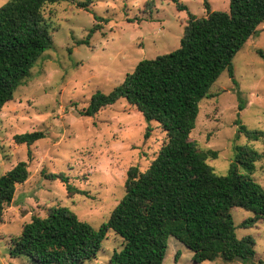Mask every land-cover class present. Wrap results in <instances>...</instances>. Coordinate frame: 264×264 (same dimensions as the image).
I'll return each instance as SVG.
<instances>
[{"label":"rangeland","instance_id":"obj_1","mask_svg":"<svg viewBox=\"0 0 264 264\" xmlns=\"http://www.w3.org/2000/svg\"><path fill=\"white\" fill-rule=\"evenodd\" d=\"M7 0H0V6ZM60 0L47 5L44 15L54 34L53 47L44 51L14 98L0 111V174L28 160L30 175L16 188L0 223V264H34L28 256L10 257L13 237L33 215L62 205L99 227L125 194L127 171L137 165L145 171L167 142L165 130L146 120L125 98L94 116L81 115L97 91L110 92L143 59L155 58L180 46L188 12L207 15L205 0ZM211 10L230 11V0H206ZM187 9H179L178 3ZM100 26L89 38L91 28ZM264 23L233 59L235 79L224 71L200 102L190 139L200 149L217 151L208 163L221 175L228 172L236 145H250L264 154V137L249 140L240 125L264 130ZM243 104L244 107L240 108ZM43 130L32 145L18 144L14 136ZM46 172H64L85 193L70 194L64 182ZM253 178L264 187V157ZM237 236L256 239L253 261H226L221 257L197 263L193 252L174 237L168 241L163 264H264V221L250 228L241 223L252 215L240 207L231 210ZM123 239L109 231L97 256L82 264H108Z\"/></svg>","mask_w":264,"mask_h":264},{"label":"trees","instance_id":"obj_2","mask_svg":"<svg viewBox=\"0 0 264 264\" xmlns=\"http://www.w3.org/2000/svg\"><path fill=\"white\" fill-rule=\"evenodd\" d=\"M60 0H7L0 6V111L14 98L45 50L53 47L54 34L44 15L47 5ZM92 0L79 6L89 10ZM199 17L188 12L180 46L155 58L140 60L124 80L105 93L97 90L81 115L94 116L121 98L135 106L146 120L157 121L168 140L145 171L137 165L127 171L125 194L99 227L82 220L70 208L52 205L45 215H33L11 240L10 257L28 256L34 264H82L97 256L109 231L123 239L108 264H163L168 241L174 237L192 250L197 263L250 262L256 256L252 234L238 237L231 210L252 213L242 223L250 228L264 221V187L253 178L264 154L250 145H236L225 175L208 163L214 150H203L190 139L203 98L227 71L233 81V59L264 23V0H230V11L211 10ZM179 9H187L177 4ZM100 26L94 25L88 38ZM264 60V51L258 49ZM244 105L241 104L240 108ZM249 140L264 137V130L240 125ZM43 130L14 136L18 144L32 145L45 137ZM17 162L0 174V223L16 188L29 175V160ZM59 179L67 191L85 193L64 172L42 171Z\"/></svg>","mask_w":264,"mask_h":264}]
</instances>
